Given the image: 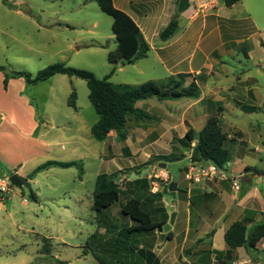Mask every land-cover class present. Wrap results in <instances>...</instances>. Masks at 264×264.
Segmentation results:
<instances>
[{
  "label": "rangeland",
  "instance_id": "374dc122",
  "mask_svg": "<svg viewBox=\"0 0 264 264\" xmlns=\"http://www.w3.org/2000/svg\"><path fill=\"white\" fill-rule=\"evenodd\" d=\"M14 1L18 2L21 12L33 16L34 22L0 18V51L2 48L4 51L3 54L0 53V63L6 65V69L23 70L34 75L45 67L60 62L74 69L89 71L97 78H103L114 68L109 82L117 87L122 85L134 87L149 80L156 82L159 87L163 85L165 70L159 64L154 51L132 64L114 65L107 61L108 53L116 48V41L111 32L112 18L101 12L93 0ZM171 1L168 0L166 5L165 0L155 1L150 5L157 9L165 6L169 18L180 14L177 12V1L174 3ZM241 2L233 12L223 6L219 14L223 18L237 21L236 30L238 34L247 36L249 41L246 42V46L249 55L252 61L257 63L264 54V49L255 45L256 41L264 39V0ZM114 6L119 9L120 0H114ZM248 14L250 17L247 19ZM251 22L256 27L255 33L251 29ZM223 26V30L226 31L225 21ZM162 29L161 25L158 28L159 33ZM160 42L157 36L150 38L151 44L157 45ZM6 58L9 62H6ZM203 71L205 73L211 71V76H218L215 73L217 70ZM250 75L264 76L256 72L255 67L251 69ZM221 77L223 78L221 75L218 78ZM71 92L76 95V108L68 105ZM28 95L34 105L37 119L41 122L38 134L43 135L49 147L45 155L37 154L22 162L20 173L26 177L46 161L79 160L83 166V175L82 179L78 178V170L75 167H51L36 174L29 182V188L19 190L11 186L3 202H0V264H99L96 260L98 256L106 258L105 261L108 263L118 261L128 264L123 260L122 251H109L112 248L110 238L114 231L109 228L107 222L119 225L123 223L119 215L116 216V210L130 197H134L130 192L132 186L146 193L150 192L152 186L149 185V181H155L153 175L161 169L159 163L166 164L165 169L170 175V181L176 182L180 191L187 190L189 182L184 179V162L177 161V158L181 156L180 152L187 151L189 154V151H180L178 144L173 140L184 136L183 116L185 118L187 116L185 112L198 105L195 106V101L190 99L163 103L151 98L138 102L136 108L141 111H144L141 108L142 104H145V107H152L150 111L153 119L128 117L125 131L132 136L133 145L137 149L136 155L131 157L124 153L123 140L114 139V135L106 137L103 142H97L92 138L90 127L96 122L97 115L88 100V89L84 80L55 75L28 88ZM220 97L222 99L215 103L217 110L220 106L223 108V95ZM167 114L172 118L173 129L164 134L158 133L159 136H156L159 140L150 144L151 135L147 133L154 127L156 117ZM224 120H220L222 129L237 127L246 134L249 148L253 149L257 145L264 149L262 143L264 114L247 115L236 110L232 114L226 113ZM257 121L261 122V128L258 130L260 132L252 126ZM201 127V124L194 125L197 132ZM146 130L147 132L141 135L142 131ZM173 145L177 146L176 150L173 149ZM248 155L251 163L262 167V162L256 160L257 155L254 151H249ZM100 156L101 158H98ZM154 158L161 160L154 161ZM230 163L227 175L235 177L233 170L245 162L233 158ZM102 174L115 179L120 193L118 202L106 213L105 211L98 213L92 208L98 177ZM0 175L9 177L12 174L2 171ZM139 175L142 178L136 183L126 180L128 177ZM146 176L151 177L149 181L146 180ZM189 184L198 186L196 189L198 192H205L209 187L217 191L214 185L223 190L231 189L230 179L226 181L212 179ZM163 186V182H159V192ZM30 190L36 194L35 200L29 195ZM155 194L153 206L144 203L151 217L162 215L164 219V216H167L168 223L170 214L175 210L178 215L173 222V231L179 234L178 231L187 229L189 205L183 193H178L176 198L178 206L175 209L171 207V198L168 194L162 193L160 198ZM219 213L223 216L215 222V226L220 222L227 226L238 219V210L229 202L223 206L212 207L201 215L214 222ZM191 219L193 222L197 221L195 213L191 214ZM193 233L194 227L189 231L188 242L184 247L181 249V246H178L175 249L180 256H190L195 236ZM97 238L99 239L96 242ZM162 239L164 241L165 237ZM96 243H99L97 248ZM175 246V241L168 242L166 249L173 252ZM186 251H189L188 255Z\"/></svg>",
  "mask_w": 264,
  "mask_h": 264
},
{
  "label": "crops",
  "instance_id": "0c3cea01",
  "mask_svg": "<svg viewBox=\"0 0 264 264\" xmlns=\"http://www.w3.org/2000/svg\"><path fill=\"white\" fill-rule=\"evenodd\" d=\"M155 1L161 2V0H120L121 7L119 9L129 15L137 24L150 46L149 52L154 51L156 53L159 64L164 68L166 74L163 85L167 84L170 79L176 80L178 75L183 74L187 75L185 86L193 80L198 86L200 96L197 100H193L195 101V106H198L185 112L187 116L185 118L183 116L182 121V123L185 122L184 132L189 127L196 131L194 128L195 124H201L203 127L211 115L218 114L220 123V120H224L226 113L232 114L236 110L247 115L253 113L264 114V76H262L264 74V54H262L261 59L257 63L252 61L249 49L246 46V42L249 40L247 36L238 34L236 30L237 21L223 18L219 14L224 5L219 0H191L189 6L178 16L179 29L177 33L166 41L160 40L161 42L156 45L150 43V38L158 37V28L161 25L164 28L174 15L167 18L168 11L165 6L161 9L152 7L150 4ZM175 1L177 0H172L171 2L174 3ZM166 3H168V0H165V5ZM241 3L240 1L226 8L233 12L237 5ZM18 6V2L14 0L5 2L0 0V18L11 21L22 19L26 23H33V16L21 12ZM249 17L250 15L248 14L247 19ZM223 21H225L226 31L223 30ZM251 26L255 33L256 27L252 22ZM261 44H264V39H259L255 45L264 49V45ZM0 53H4L3 48ZM5 60L9 62L7 58ZM0 65L4 66L2 63ZM253 67L256 68V72L258 71L262 77L250 75ZM204 69L217 70L215 73L218 76H211V71L202 72ZM220 75L223 76V78L221 77L223 81L218 78ZM3 82L4 74L0 72V172L7 171L10 174L16 173L24 177L20 173L22 162L37 154L45 155L48 151L49 143L43 139L42 134H38L41 122L37 119L35 108L28 95V87L25 85L24 80L22 78H10L7 81L6 88H4ZM221 95H223V108L220 106L222 111H218L215 103L222 99ZM161 102L164 103L166 101ZM243 107L256 108V110L245 112L242 110ZM141 108L144 110L142 112L149 115V120H152L153 114L150 111L152 107H145V104H142ZM154 122V127L150 129L151 132L147 133V135H151L150 144L159 140L157 138L159 136L157 135L158 133L164 134L173 129L172 118L168 114L156 117ZM93 125L90 127V133ZM252 126L258 131L261 128V122L257 121ZM222 131L227 134L228 138L226 148L231 155L229 162L233 158H239L245 162L233 170L235 177H231L236 178L235 180L239 183V192L236 193L232 189L223 190L217 185H214L217 191L209 187L205 192H198L196 190L198 186L187 183V190L184 189L183 197L194 201L192 206L189 205L188 201L187 229L178 231L179 234H177L173 231V223L170 229V239L166 237V233L157 232V230L145 235H131L126 239L125 231L136 226V223L121 215V208H119L115 214L116 216L119 215L123 223L119 225L118 223L107 222L109 228L114 231L110 238L112 242L110 252L122 251L123 260L128 264H209L210 258V264H264V239L250 253H246V250L242 247L237 248L232 261L225 260L226 247L223 236L226 229L235 221L227 226L223 222L215 226V222L223 216L222 214L219 213L214 222L201 215L202 212H208L212 207L223 206L226 202L233 203L235 209L238 210V219L236 221L245 220L246 229L249 232L264 214V149L257 145L253 149L249 148L246 134L237 127H228V129H222ZM146 132L147 130L142 131L141 135ZM112 135L116 139V134L113 131L107 135V138ZM181 137L183 136H179V138ZM122 143L124 144V153L127 156L136 155L137 149L133 145L132 136L127 132L126 138ZM251 150L257 155V159H253L262 162V167H258L248 160L250 156L248 152ZM183 154L189 155L187 151H184ZM187 156L181 159L184 162V166ZM98 158H101V156ZM67 162L79 163L80 161L71 160ZM246 168L250 169L247 170ZM30 174L24 177L28 183L36 176L35 174L30 178ZM149 177L146 176V180L150 179ZM141 178V175H139L138 177H128L126 180L136 183ZM150 184L152 186L149 181ZM130 192L142 204L147 203L148 206L155 204L153 196L155 193H152L151 189L150 192L152 194L149 191V193H146L132 186ZM239 193L242 195L239 196ZM204 194L211 195L204 196ZM112 208L113 206L103 212L106 213ZM191 212L196 214L198 222L192 221ZM177 215L176 212L175 217ZM152 218L156 223L163 220L162 215H156L155 218ZM192 227H194L193 234L195 236L191 254L189 257H182L179 252L176 253L175 249L178 246H181L182 249L188 242L189 231ZM163 236L165 237L164 241L162 239ZM98 239H95L96 242ZM172 241H175L176 244L173 252L166 249V244ZM197 242H199L198 246ZM98 244L96 243L95 248H97ZM185 253L188 255L189 251Z\"/></svg>",
  "mask_w": 264,
  "mask_h": 264
},
{
  "label": "trees",
  "instance_id": "16d2710c",
  "mask_svg": "<svg viewBox=\"0 0 264 264\" xmlns=\"http://www.w3.org/2000/svg\"><path fill=\"white\" fill-rule=\"evenodd\" d=\"M93 1L101 12L112 18L111 32L116 41V48L108 53L107 61L114 65L118 63L132 64L139 59L146 58L150 51V46L133 19L122 10L116 8L113 0ZM219 1L225 7H231L241 0ZM188 6L189 4L181 12ZM178 16L179 14H177V18H171L168 24L160 31L158 37L161 41H166L177 33L179 29ZM114 70L113 68L103 78H97L89 71L74 69L60 62L51 64L34 75L23 70H7L4 66L0 65V72L4 74V88H6L7 81L10 78H22L28 88L46 81L55 75H66L84 80L88 89V100L97 115V120L91 128L92 138L97 142H103L111 131L116 134L117 139L124 140L126 138L125 125L129 116L136 119H149L148 114L135 107L139 101L151 98L157 101L197 100L200 96V90L194 80L185 86L187 75L180 74L176 80L170 79L167 84L160 87L156 82L151 80L134 87L128 85L117 87L109 82V78L114 73ZM75 101L76 95L74 92H71L68 98V105L76 108ZM242 110L248 112L255 111L256 108L243 107ZM218 111H220V108H218ZM173 141L178 144L180 151H189L193 163H212L218 167H222L224 163L230 161V151L226 148V143L228 142L227 134L221 129L218 114L209 116L204 126L198 132L189 127L183 137ZM173 149L176 150L177 146L173 145ZM180 153L181 156L177 158V161L185 157L182 152ZM153 160L160 161L161 159L154 158ZM51 167H75L78 170V178H81L83 175L81 163L46 161L34 169L30 174V178ZM97 184L98 187L92 208L96 212L101 213L118 202L120 193L115 179L111 176L99 175ZM179 192L185 193V190L180 191L177 186L176 198ZM162 193L168 194V184L163 186L161 192H157L155 195L160 198ZM29 195L31 199L35 200L36 196L31 190ZM210 195L204 194V196ZM240 195L242 194L239 193ZM188 201L189 205L192 206L194 201L191 199ZM120 213L136 223V226L125 231L126 239L131 235L153 233L158 227L167 223V216H164L161 222H154L150 213L145 209V205L134 197L129 198L121 205ZM170 234V231L165 234L168 239L171 238ZM223 239L226 247L225 260L232 261L237 248L242 247L247 252L255 250L258 243L264 239V214H262L261 220L254 224L249 232H247L245 220L233 222L226 229ZM96 260L99 264H123L118 261L108 263V261H105L106 258H100L99 256Z\"/></svg>",
  "mask_w": 264,
  "mask_h": 264
},
{
  "label": "built area",
  "instance_id": "2783aa9c",
  "mask_svg": "<svg viewBox=\"0 0 264 264\" xmlns=\"http://www.w3.org/2000/svg\"><path fill=\"white\" fill-rule=\"evenodd\" d=\"M185 173L184 179L192 184H198L204 182L206 180L217 179L219 181H226L228 179L231 180V189L236 193L239 192L240 186L239 183L234 179L227 175L230 170L231 164L230 162H226L222 167H218L212 163L207 164H199L193 163L190 158V154L185 159ZM169 174L166 169H160L157 174L153 175L155 181H151L152 193L159 192V182H163L164 186L169 184ZM151 178V177H149ZM158 180V182H157ZM11 184L9 182L8 177L0 175V202H2L6 194L10 191Z\"/></svg>",
  "mask_w": 264,
  "mask_h": 264
},
{
  "label": "water",
  "instance_id": "95a60500",
  "mask_svg": "<svg viewBox=\"0 0 264 264\" xmlns=\"http://www.w3.org/2000/svg\"><path fill=\"white\" fill-rule=\"evenodd\" d=\"M190 0H178V3H177V12H181L185 7L186 5L188 4ZM174 18H177V15L174 16ZM159 168L161 169H165L166 168V164L165 163H159L158 164ZM9 179V182L10 184L19 189V190H23L25 188H28L29 187V183L27 182V179L22 177V176H19L18 174H12L11 176L8 177ZM176 190H177V183L172 181L168 184V195L169 197L171 198V206L172 208H176L177 207V200H176ZM236 203V201H235ZM175 216H176V213L175 211L170 215V218H169V222L166 223L165 225L161 226V227H158L156 230L157 232H164V233H167L170 231L171 229V225L173 224L174 222V219H175Z\"/></svg>",
  "mask_w": 264,
  "mask_h": 264
}]
</instances>
